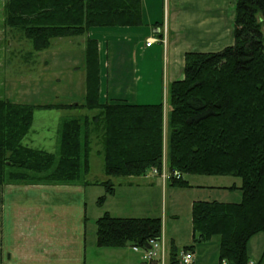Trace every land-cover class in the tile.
I'll use <instances>...</instances> for the list:
<instances>
[{"label": "trees", "instance_id": "16d2710c", "mask_svg": "<svg viewBox=\"0 0 264 264\" xmlns=\"http://www.w3.org/2000/svg\"><path fill=\"white\" fill-rule=\"evenodd\" d=\"M6 23L33 42L35 51L52 39L86 34L93 27L143 24L141 0H5ZM264 0H237L234 43L218 51L185 53L184 76L168 88L164 103L100 100L98 40L86 44L87 92L77 104L34 105L0 99V185L91 184L87 176L93 144L108 177L159 174L190 186L184 174L241 179L239 202L197 200L192 205L194 244L219 236V261L251 264L250 238L264 232ZM38 108L84 110L61 122L56 152L24 142ZM174 171L181 172L176 178ZM115 191L111 178L101 182ZM162 235L160 217L96 220L99 247L149 246ZM178 254L171 246V260Z\"/></svg>", "mask_w": 264, "mask_h": 264}, {"label": "crops", "instance_id": "0c3cea01", "mask_svg": "<svg viewBox=\"0 0 264 264\" xmlns=\"http://www.w3.org/2000/svg\"><path fill=\"white\" fill-rule=\"evenodd\" d=\"M236 1L141 0L142 25L93 27L86 34L53 39L47 49L31 54L33 62L29 70L32 75L28 78L8 76L10 65L8 66L4 48L0 59V99L34 105L84 102L87 92L86 44L91 37L98 40L100 100L135 104L162 102L166 122L170 109L168 88L173 81L184 76L185 53L218 51L234 43ZM92 29H97L95 35ZM7 36L9 39L16 35L6 23L5 0H2L0 46L9 41ZM151 37L156 41L151 46H146V41ZM156 43H161L163 47H155ZM154 60H161V65L155 69L152 65ZM153 70L158 81L154 79ZM154 87H157V92H154ZM59 111L64 113L61 116L68 117L83 113L84 110L36 109L24 142L34 148L56 152L62 121L51 124L44 117L36 118V115L60 113ZM102 169V175L93 177L90 165L87 179L92 183L88 185H0V264H144L142 254L131 247L127 248L128 245L99 247L96 243V231L89 241L88 225L92 220H95L96 225V220L105 212L119 217H136L113 213L110 207L104 206L117 200L121 203H118V207H124L126 203L140 204L143 207L150 193L148 191L157 185V181H165L154 170L143 176L108 177L104 166ZM109 178L116 185L115 191L107 196L104 203L99 204L98 198L106 193V187L101 182ZM239 183L234 181L230 185H194L189 181L188 187L211 194H232L235 190L242 193L239 188L241 181ZM216 198L205 195L194 201L239 202ZM90 205H93L96 213L90 214ZM190 251L194 254L193 264H204L196 252V245ZM248 254L251 264H264V232L250 238Z\"/></svg>", "mask_w": 264, "mask_h": 264}, {"label": "rangeland", "instance_id": "374dc122", "mask_svg": "<svg viewBox=\"0 0 264 264\" xmlns=\"http://www.w3.org/2000/svg\"><path fill=\"white\" fill-rule=\"evenodd\" d=\"M0 4H2V0H0ZM234 10V8L232 7ZM264 29V28H263ZM16 36H7L6 38L9 40L8 42H3L0 46V59L1 53L3 49L6 50V60L8 63V76L11 78H28L32 75V71L29 69L32 65V56L31 54L35 51L33 47V42L27 38H25L22 33L18 29H10ZM97 29H92V33L95 35L97 33ZM84 36V35H83ZM65 38V37H59ZM82 38V36H79ZM56 39V38H54ZM53 40V39H52ZM156 46L163 47L161 43H156ZM153 69L157 68L161 65V60L158 62H152ZM156 65V67H155ZM154 72V79L156 81L159 78L156 76ZM142 85V84H141ZM154 92H157V87H154ZM39 113L36 115V118H42L49 120L51 124H55L58 121H62V119L66 116L64 113ZM84 112V111H82ZM100 149L99 143L93 144V150L91 153V168L93 172V177L95 175H102L103 173V158L98 154V150ZM155 171V170H154ZM160 175L164 183L159 180L157 181V185L153 186L152 190L146 198V206L144 202V206L141 207L140 204L132 205L129 203L124 204V207L121 205L118 207V203L120 201H113L112 203L108 202L104 207H110L113 213H117L119 215H129V216H148V217H160L162 221V239L165 241L166 250H167V259L168 262L171 260V246L175 245L178 249V254L184 250L185 246H189L194 244L193 241V226H192V205L194 200L201 199L205 195H212L213 197H217L216 199H225V200H235L241 201L243 195L241 191H234L232 194L230 193H209L207 191H198L195 187H186L173 185L168 180L167 175L169 174L167 168H163V171ZM166 175V178L164 177ZM184 178L190 181V183L197 185H230L234 181L239 183L241 181L240 178L235 176H217L212 177L208 175H198V174H184ZM240 184V183H239ZM127 206V207H126ZM90 214L96 213L93 205L89 207ZM95 220L91 221V224L88 225L89 230V241L92 240L93 234L96 231V225H94ZM219 236H213L211 240L208 242H202L196 244V252L198 256L201 258L202 263L204 264H221L219 261ZM133 249V246L128 245ZM142 254V250L139 251ZM198 264V262H196Z\"/></svg>", "mask_w": 264, "mask_h": 264}, {"label": "built area", "instance_id": "2783aa9c", "mask_svg": "<svg viewBox=\"0 0 264 264\" xmlns=\"http://www.w3.org/2000/svg\"><path fill=\"white\" fill-rule=\"evenodd\" d=\"M155 41V38H148L146 46H151ZM170 175L171 174L169 173L167 178H169ZM173 176L180 178L182 174L179 171H174ZM164 177L166 178V175H164ZM133 250L137 252L142 250V259L144 264H193L194 262V254L190 250H182L179 254H177L174 261L170 260V262H168L166 245L165 241L162 239V235L158 239H150L149 246L141 247L133 245Z\"/></svg>", "mask_w": 264, "mask_h": 264}]
</instances>
